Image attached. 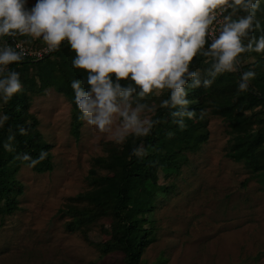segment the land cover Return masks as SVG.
Listing matches in <instances>:
<instances>
[{
  "label": "clouds",
  "instance_id": "9594fccd",
  "mask_svg": "<svg viewBox=\"0 0 264 264\" xmlns=\"http://www.w3.org/2000/svg\"><path fill=\"white\" fill-rule=\"evenodd\" d=\"M260 8L261 0H36L29 9L27 0H0V37L42 40L49 53L67 41L75 53L72 67L84 73L70 84L78 119L122 145L142 140L161 123L149 96L168 91L160 106L171 109L172 123L183 131L185 120L197 117L188 107L189 86L211 87L218 76L239 71L242 54L264 53V35H253ZM220 17L214 34L211 26ZM198 54L211 58L203 73L190 68ZM23 55L11 44L0 47V109L23 91L20 73L9 69ZM254 78V71L240 73L238 91H247ZM9 119L0 111V129ZM7 131L3 148L12 152L16 132ZM18 132L27 135L23 126ZM131 155L142 159L148 152L141 143ZM47 156L41 150L15 159L34 169Z\"/></svg>",
  "mask_w": 264,
  "mask_h": 264
},
{
  "label": "rangeland",
  "instance_id": "374dc122",
  "mask_svg": "<svg viewBox=\"0 0 264 264\" xmlns=\"http://www.w3.org/2000/svg\"><path fill=\"white\" fill-rule=\"evenodd\" d=\"M35 3L27 0V7ZM25 37L17 43L36 48L43 42ZM158 97L149 96L146 102L157 105ZM29 112L50 146L53 169L37 174L24 162L16 173L22 194L18 210L0 218V264H126L123 254L103 256L95 246L109 239V219L84 236L69 231L68 218L59 212L67 199L89 188L93 160L105 156L104 144L113 142L83 123L74 137L71 105L53 88L32 96ZM208 119L207 143L187 154L174 179L158 182L168 190L156 191L148 218L154 239L140 264H264V190L242 163L225 156L226 122L210 114ZM127 215L134 217L131 210Z\"/></svg>",
  "mask_w": 264,
  "mask_h": 264
},
{
  "label": "trees",
  "instance_id": "16d2710c",
  "mask_svg": "<svg viewBox=\"0 0 264 264\" xmlns=\"http://www.w3.org/2000/svg\"><path fill=\"white\" fill-rule=\"evenodd\" d=\"M256 16L259 27L253 35H264V0H261ZM23 37H0V47ZM35 47L41 49L45 44L38 42ZM74 55L64 41L59 51L51 52L44 60L23 58L9 66L10 70L20 73L23 91L0 109L10 117L0 129V218L18 210L22 185L16 179V173L24 163L15 159L18 154L29 153L36 157L41 150L47 151V158L32 171L42 174L53 169L50 146L38 130V120L29 112L32 96L42 95L49 88L62 93L71 105L70 131L76 138L79 135L82 122L78 119L79 111L70 84L74 79H81L84 73L72 67ZM249 58L252 62L246 64ZM210 64L211 58L198 54L190 68L203 73ZM247 71H254L255 78L249 82L247 91L239 92L240 73ZM187 92L189 110H195L197 117L185 120V130H179L172 123L171 109L160 106L161 101L168 98L165 90L156 100L157 105H151L155 109L153 118L161 123L142 140L129 138L122 145L104 144L105 156L95 158L89 170V188L67 199L59 211L61 216L68 218L66 228L84 236L100 220L111 221L109 239L95 244L101 255L121 253L126 264H140L142 253L154 239L148 218L158 199L156 191L164 194L168 190L158 182L174 179L187 162V154L198 152L207 143L209 114L221 117L228 127L225 156L235 163H242L264 190V53L242 54L238 72L218 76L208 88L189 86ZM201 111L205 113L203 119H200ZM19 126L27 130V135L19 134ZM9 127L16 132L12 152L3 148ZM141 143L148 152L142 159L131 155V150ZM124 147H127L125 154ZM129 210L134 214L133 218L127 215Z\"/></svg>",
  "mask_w": 264,
  "mask_h": 264
},
{
  "label": "built area",
  "instance_id": "2783aa9c",
  "mask_svg": "<svg viewBox=\"0 0 264 264\" xmlns=\"http://www.w3.org/2000/svg\"><path fill=\"white\" fill-rule=\"evenodd\" d=\"M220 22H222V17L218 18V22H214V24L211 26L214 34H218ZM11 45L13 47H16L18 51H23L24 53L23 58L32 59L34 61L44 60L50 54L49 52H46L44 50L46 47L41 48V49L32 48V47H28L20 43H17L13 40L11 41Z\"/></svg>",
  "mask_w": 264,
  "mask_h": 264
}]
</instances>
